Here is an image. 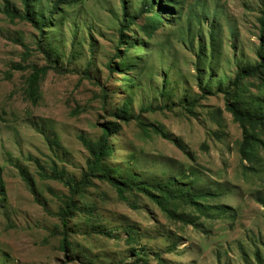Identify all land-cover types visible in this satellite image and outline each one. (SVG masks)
<instances>
[{"label":"rangeland","instance_id":"obj_1","mask_svg":"<svg viewBox=\"0 0 264 264\" xmlns=\"http://www.w3.org/2000/svg\"><path fill=\"white\" fill-rule=\"evenodd\" d=\"M54 1L36 0L27 20L2 10L8 5L23 15L19 0H0V264H134L132 247L142 249L147 264H159L157 257L164 264H264V153L252 164L241 160V130L218 92L257 61L264 0H150L163 19L150 37L138 28L146 16L143 0H125L128 20L136 24L124 33L133 45L121 48L129 68L119 72L108 65L117 67L122 1L76 0L42 26ZM26 47L31 52L23 61ZM17 62L55 67L42 80L37 102L25 98L29 70L14 68ZM127 100L131 119L119 121L108 160L118 169L114 178L191 185L212 195L209 209L200 215L187 208L166 218L145 197L132 209L109 183L95 181L85 198L95 205L94 216L80 213L69 221L72 247L62 251L61 236L52 234L59 232L58 220L49 211L58 210L56 196L67 189L42 179L39 166L49 175L55 162L78 179L88 158L79 137L97 139ZM183 100L198 101L194 117L178 106ZM217 110L218 123L209 117ZM138 121L163 126L169 140L143 134Z\"/></svg>","mask_w":264,"mask_h":264},{"label":"trees","instance_id":"obj_2","mask_svg":"<svg viewBox=\"0 0 264 264\" xmlns=\"http://www.w3.org/2000/svg\"><path fill=\"white\" fill-rule=\"evenodd\" d=\"M23 6L24 14H16L8 6H3L2 10L6 16L10 19L17 17L19 19L31 18V9L36 0H19ZM122 1L123 7V20L119 29L118 47L115 51L113 61H117V67H112L109 63L108 69L110 72H119L120 68H129L126 65L125 57L122 55L121 48L125 50L128 46L132 47L133 44H129L124 41L125 32L129 30L131 25H135V19L128 20L126 1ZM76 2V0H55L52 6L51 12L42 20V26H49L48 19L51 18L54 13L61 9V6L69 5ZM150 0H143L140 6V13L146 14L144 22L138 28L145 35L150 37L153 33L161 29L163 25V19L159 15L158 11L152 9ZM166 9L165 6L162 7ZM170 9V8H167ZM48 24V25H47ZM259 26V45L256 50L257 61L253 65L243 66L238 73L229 81L228 85L224 89H219V93L222 94L223 105L225 112L231 115V119L238 125L242 133V139L239 145V155L242 161L247 163H254L258 157L259 151L264 153V8L260 12L258 18ZM43 30V29H42ZM38 48L49 57V49L38 43ZM30 48L26 47L23 52L22 60H26L30 56ZM16 69L24 71L29 70V74L26 78V85L24 88V95L26 99L32 102H37L40 97V84L47 74L48 70L53 67L51 63L45 65H38L37 63L22 64L20 62L15 63ZM127 80L128 78H124ZM198 89L201 92L202 98L205 97V87L202 86V80L200 76L196 78ZM130 82V80H129ZM103 101H106L108 94L103 89ZM197 101V100H196ZM180 101L178 106L186 113L187 116H195V106L198 101ZM130 101H125L121 106H118L112 116L115 118L113 122L101 127V133L97 139L91 140L84 136H80L79 139L88 152V158L85 163V167L81 171L80 177L77 179L72 176L66 175L64 168L59 170L57 164L52 162L51 174H47L43 167L39 166V176L44 179H50L60 182L66 189L67 194L62 196H56L60 200V207L56 212H50L58 220L56 226L59 232L52 234H58L61 236L59 248L62 251H67L72 247L69 241V221L73 220L77 214L83 213L91 217L94 216L95 205L86 200V196L89 189L93 187L95 181H102L109 183L117 193L119 202L128 205L132 209H137L139 196L145 197L149 202L156 206V208L166 217L173 218L178 214V211L191 208L193 212L204 215L205 211L209 209L207 203V196H212L209 193H201L194 190L191 185L187 187L182 186L179 182L166 181L162 184H148L139 182L134 177L129 178L119 177L117 180L116 175L118 169L111 167L108 164V160L114 156V144L113 138L120 133L121 124L119 121L129 123L131 117ZM148 111L155 108H144ZM73 113L78 114L79 110H74ZM220 116V112H209L211 121L217 122V117ZM218 123V122H217ZM138 126L143 134L149 132L159 135L164 140H169L168 134L164 131L163 126H148L143 122L138 121ZM214 137L219 139L220 136L214 133ZM49 142L53 143L48 136L46 138ZM174 144L181 148V141L179 138L173 140ZM205 147V145H201ZM2 168L0 166V185L2 186L1 178ZM21 176L28 183V178L24 174V170H21ZM116 177V178H114ZM2 191V190H1ZM214 196V195H213ZM37 201L38 198H36ZM179 221H186V223L192 224V219L179 218ZM129 242H135L132 237L131 231H129ZM134 264H147L144 254L140 252L142 249L138 247H132ZM159 264L164 262L157 257Z\"/></svg>","mask_w":264,"mask_h":264}]
</instances>
